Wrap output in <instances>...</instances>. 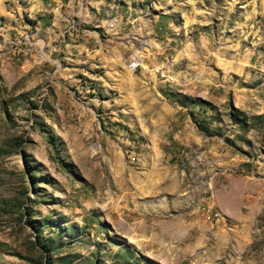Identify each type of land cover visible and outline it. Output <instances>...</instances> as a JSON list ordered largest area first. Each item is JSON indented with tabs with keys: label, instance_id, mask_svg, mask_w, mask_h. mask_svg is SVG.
Segmentation results:
<instances>
[{
	"label": "rangeland",
	"instance_id": "374dc122",
	"mask_svg": "<svg viewBox=\"0 0 264 264\" xmlns=\"http://www.w3.org/2000/svg\"><path fill=\"white\" fill-rule=\"evenodd\" d=\"M0 264H264V0H0Z\"/></svg>",
	"mask_w": 264,
	"mask_h": 264
},
{
	"label": "built area",
	"instance_id": "2783aa9c",
	"mask_svg": "<svg viewBox=\"0 0 264 264\" xmlns=\"http://www.w3.org/2000/svg\"><path fill=\"white\" fill-rule=\"evenodd\" d=\"M128 62H130V69H135L140 65V61L136 55H130Z\"/></svg>",
	"mask_w": 264,
	"mask_h": 264
}]
</instances>
